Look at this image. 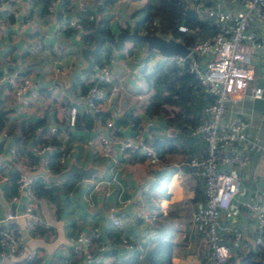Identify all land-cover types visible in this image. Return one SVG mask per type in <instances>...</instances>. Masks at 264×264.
<instances>
[{
  "label": "crops",
  "instance_id": "obj_1",
  "mask_svg": "<svg viewBox=\"0 0 264 264\" xmlns=\"http://www.w3.org/2000/svg\"><path fill=\"white\" fill-rule=\"evenodd\" d=\"M22 1L14 3L17 10L14 16L8 11L7 0H0V76L19 69L32 82L27 91L15 97L10 86L0 81V102L5 111V122L0 126V174L7 177L0 181V218L5 217L10 206L17 212L22 210L23 194L15 205H10L7 198L13 192L18 173L27 171L30 165H35L30 174L37 179L42 177L47 184L45 187L54 182L47 180V175L57 174L73 164L95 172L90 178L79 175L80 179L68 195L61 190L58 196L36 195L38 223L23 228V237L37 250V255L15 264H84L83 251H73L70 241L81 232L93 237L96 252L100 243L113 247L122 237L134 243L132 251L110 248L104 252L105 261L109 263L126 261L134 253L137 255L132 264H204L208 257L207 221L198 216L197 210L206 204L205 178L199 168L190 166L187 161L204 156L207 151L202 136L193 132L195 124L207 118L204 110L207 91L178 70L170 77L177 80L183 75L180 83L185 90L179 95L174 92L169 96L170 102L164 101L161 97L169 92L157 83L156 67L171 63L158 59L159 52L149 51L144 42H125L120 50L103 42L102 56L109 58L105 63L113 77L112 82L103 87V119L93 121L89 128L80 118L78 126L68 123L71 106H76L77 115H91L87 103L78 96L87 88L92 75L93 66L88 57L94 62L96 54L88 51L96 44L95 37L86 42L80 27L68 26L74 7L79 1L84 2L85 10H89L92 20L97 22V33L115 37L118 32L134 26L144 32L139 27L146 14L144 8L152 9L161 0H61L51 13L46 8L47 0H26V8ZM182 1L185 7L198 12L208 27L214 23L204 17L207 8L243 11L240 0ZM99 28L107 30L109 35L101 34ZM250 28L255 36L249 42L247 63L253 77L247 93L251 87L259 86L261 97L246 94L230 100L222 115L225 123L235 118L247 123L246 138L228 148L229 152L245 158L244 164L221 165L222 169L234 171L238 176V193L229 209L222 211L219 217L221 240L231 246L237 264H245L243 257L249 250L253 258L263 259L260 253L256 254L254 245L255 214L244 205L247 201L264 200V23L255 18ZM194 33L201 37L210 32L195 28ZM210 57V54L199 56L200 65L204 67ZM151 102L158 108L152 114L147 112ZM110 119L113 128L105 125ZM40 120L41 126L31 133L25 131L28 123ZM52 125L58 127L56 132H50ZM95 134L122 139L142 136L154 144L160 160L151 162L138 151L122 152L116 142L111 143L110 152L105 154L98 141L86 143ZM51 137L59 141L60 149H69L59 172H52L48 159L39 158L33 151V146ZM96 183L100 186L98 189H94ZM109 206H115L121 214L120 227L110 223ZM8 222L3 220L2 224ZM15 222L21 225L22 219L17 218L12 223ZM94 228L100 230V236L94 235ZM151 231L154 233L147 236ZM235 232L240 233L238 240ZM162 241L171 243V258L153 263L151 253Z\"/></svg>",
  "mask_w": 264,
  "mask_h": 264
},
{
  "label": "built area",
  "instance_id": "obj_2",
  "mask_svg": "<svg viewBox=\"0 0 264 264\" xmlns=\"http://www.w3.org/2000/svg\"><path fill=\"white\" fill-rule=\"evenodd\" d=\"M60 1L47 0V11L51 13ZM7 2L8 11L16 16L17 10L14 8L16 0H7ZM85 9L84 2L79 1L77 7H74V14H71L72 16L68 20L69 27L76 28L78 22L76 13ZM204 11V17L211 20L218 30L215 33L198 37V41L188 46L190 51L185 56L159 53L158 59L181 68L184 67L187 72L199 80L207 93L212 96V100L204 107L207 118L193 128V132L200 134L206 142V154L189 158L187 163L192 167L199 168L205 178L206 204L197 210L198 216L207 221L205 243L208 247V257L204 264H237L231 246L221 240L219 217L222 211L229 209L231 201L238 193V176L234 171L222 169L221 165H231L234 162L239 165L244 164L245 158L229 152L228 148L234 142H240L246 138L247 123L241 118H235L225 123L222 120V115L226 102L230 100L235 101L246 94L256 98L261 97L262 89L259 86L251 87L250 92L247 93L249 82L253 77L252 68L247 61L250 55L249 42L255 36L250 24L255 18L264 23V0H244L241 13L223 10L219 7L207 8ZM89 18L92 19L93 15L90 14ZM147 24L152 30L160 22L154 18ZM177 29L183 33H194V28L183 23L178 24ZM148 32L154 33L153 30ZM207 54H210L211 57L202 67L199 63V56ZM107 60L110 61L109 58ZM112 79V73L107 63L95 64L86 90L78 96L79 100L87 103L94 121L101 120L103 87L110 84ZM0 81L10 86L15 97H20L32 84L30 78L19 69L1 75ZM76 115V106H71L68 114L69 125H74ZM105 125L113 128V121L110 119L106 121ZM40 129L38 128V130ZM57 130L56 125L50 126V132ZM114 138V136L106 137L102 134H95L86 143L93 144L98 141L102 144L103 152L108 154L111 150V143L116 142L122 152L124 150H128L130 153L138 151L149 161L159 162V155L150 140L142 136L132 139ZM53 150L54 146L50 141L33 146L35 155L45 160ZM10 152L14 156V150L12 149ZM68 155L69 149L62 147L58 159L60 164L65 163ZM34 169L35 165H30L27 171L18 173L15 179L16 193L7 198L10 205H15L19 201L20 195L23 194L25 203L19 212L10 206L11 208L9 207L5 212V217L0 218V264H15L22 260H32L37 255V250L30 247L23 237V228H31L38 223V216L35 212L36 195L33 191V184L37 180V176L30 174ZM6 179V176L0 174V181ZM99 187L98 183L94 184V189ZM244 205L255 214L257 234L254 245L264 251V200L247 201L244 202ZM107 217L113 226H121V214L115 206L108 207ZM17 218L22 219L21 225L16 222L12 223ZM3 220H8L10 223L2 224ZM99 232L98 228H94L96 237L100 236ZM150 233L154 232H149L147 236H150ZM239 237L240 233L235 232V239L238 240ZM70 241L73 251H83L84 264H110L109 261H105L104 257V252L110 248L116 247L118 250L126 251L135 249L134 243L126 237H122L113 247L106 243H100L99 252H96L93 247V237L83 232L71 237Z\"/></svg>",
  "mask_w": 264,
  "mask_h": 264
},
{
  "label": "trees",
  "instance_id": "obj_3",
  "mask_svg": "<svg viewBox=\"0 0 264 264\" xmlns=\"http://www.w3.org/2000/svg\"><path fill=\"white\" fill-rule=\"evenodd\" d=\"M240 1L243 2L244 0H240ZM144 10H146V14L141 19V21H140L141 23H139L140 28H145L146 31H152L153 30L154 32H160V30H161V31H163V32H160V33H162V35L165 33H169L171 36H173L175 38H179L180 40H182L187 46H191L193 43L198 41V39L200 37L198 38L196 33L195 34L194 33H183L181 31H179L177 29L178 24L183 23L186 26H188L190 28H194V29L195 28L206 29V30L209 29L210 33H215L218 30V27L215 24H212L208 27L206 24V20L205 21L202 20L199 17L198 12L195 9L185 7V4L182 0H161L160 3L157 6H155L154 8H152V9L144 8ZM76 15L78 17L77 27L81 28V31L83 33V35H82L83 40H85L86 42L87 41L88 42L93 41L94 37L91 34V32H92V30L95 27L97 22L95 20H92L89 18L90 11L89 10H80V11H77ZM154 18H156V20H159L160 25L157 24L151 30L148 26H145L144 22L145 21L149 22L150 20H153ZM146 25H148V24L146 23ZM159 26H161V28L159 29V31H157L156 27H159ZM99 32L103 35H109L108 31L104 30L102 28H99ZM106 60H107V56L106 57L102 56V49L100 48L94 56V63L100 65V64H104L106 62ZM172 65L175 66V68H176L175 70H169V69L166 70L165 68H163V66H157L156 67V71L158 72V78H157L158 82L157 83H159L161 85L166 84V83H167V85H169V82L173 83V81L172 82L170 81V78H173V77H170V76L174 73H177L178 70H180V71L182 70V71H184L185 74L190 76L193 79V81L195 83H197V85L199 87L204 88L200 84L199 80L193 74H190L189 72L185 71L186 69L184 67L180 68L179 66H176L175 64H172ZM181 77H184V76L179 75V78H178L179 81H181ZM179 87H180L179 92L183 93V91L185 90L184 85L182 83H180ZM83 90L85 91L86 88L84 87ZM159 94L161 95V92ZM161 98H162V100L167 101V102L171 101V98L169 97V95L162 96ZM211 100H212V96L206 92V100L204 102V105L207 104L208 102H210ZM153 104H154V102H151L149 104V106L147 107L148 113L152 114V113H155L158 111V108L156 106H154ZM79 118H80V120H82L84 122V126L88 127V128L92 126L93 121H94L92 115H90L89 113H87L85 115H76V119H75V123H74L75 126H78ZM102 119H103V115L101 117V120ZM4 122H5V111H4L2 104L0 102V126L1 127L4 125ZM42 123H43L42 120H40L38 122H34V123H28L26 125L25 131L27 130L28 131L27 133H31L33 131V129H36L37 126H41ZM46 141H50L54 146V150L52 151V153L48 157L49 169L52 172H59L60 169L63 167L62 164L60 165V162L58 160L59 156L61 154L59 141L56 140L54 137H51ZM15 179H14V186H15ZM79 179H80L79 175L72 174V175L66 177L61 183L54 184V182H52V183H49L47 187H45V185H47V184L42 179V177H40L34 182V184H33L34 190L33 191H34V193H36L35 195H37V194L40 195L42 193H50V194H54V195L58 196V194H57L58 190H61L65 195H68L75 188V185ZM13 192L16 193L15 187L13 188ZM13 192L11 194H14ZM155 246H156L155 249L151 253L152 254L151 255V262L156 263V262L163 261V260H170V258H171V243L170 242H168V241L158 242ZM112 250L117 251L118 249H116V247H115ZM132 255L133 256L130 257L129 259H127L126 261L123 259H121L120 261L114 260L110 264H132V261L136 258L137 254L134 255V253H133ZM260 257L264 258V254L260 253ZM244 263L249 264L246 261Z\"/></svg>",
  "mask_w": 264,
  "mask_h": 264
},
{
  "label": "water",
  "instance_id": "obj_4",
  "mask_svg": "<svg viewBox=\"0 0 264 264\" xmlns=\"http://www.w3.org/2000/svg\"><path fill=\"white\" fill-rule=\"evenodd\" d=\"M22 3L23 6L26 8V0H23ZM97 30L98 28L95 27L94 30H92L91 32V34L95 37L96 40V44L94 45V47L88 50L92 54L98 52L103 42L109 43L113 46L115 50H120L124 46L125 42H144L149 51L156 50L162 55L179 54L185 56L190 51L189 47L183 41L178 40L173 36L165 37L157 33L139 32L135 26L131 30H123L118 32L115 37L102 36L97 33ZM88 60L90 62V66H94L93 60H91L89 57ZM115 125H117V121H115ZM94 172L95 170H93L92 168H83L81 166L73 164L57 174L47 175L46 178L47 180L54 182L63 181L66 177L72 174H77L83 176L84 178H90V176ZM243 259L249 264H264V258L255 259L252 257V250H249L243 257Z\"/></svg>",
  "mask_w": 264,
  "mask_h": 264
},
{
  "label": "rangeland",
  "instance_id": "obj_5",
  "mask_svg": "<svg viewBox=\"0 0 264 264\" xmlns=\"http://www.w3.org/2000/svg\"><path fill=\"white\" fill-rule=\"evenodd\" d=\"M147 23V22H146ZM158 25H160V24H158ZM145 26H148L149 28H150V26L149 25H146L145 24ZM144 26V27H145ZM157 28V31H159V29L161 28V26H159V27H156ZM143 29V31L144 32H148V31H146L145 30V28H142ZM160 32H163V31H161L160 30ZM160 32H154V33H157V34H160V35H162V33H160ZM163 68H165L166 70L167 69H169V70H175L176 68H175V66L174 65H172V64H164L163 65ZM174 74H177V73H174ZM179 78V77H178ZM170 81L172 82L173 81V83H170L169 82V85L171 86H169V85H167V83L166 84H162L163 86V90H166V91H168L169 93H168V95L169 96H172V94L174 93V92H177V94L179 95L180 94V90H179V84H180V81H179V79L178 80H175L174 78H170ZM175 82V83H174ZM162 90V91H163ZM258 253H264V251H262L260 248H258L257 247V253L256 254H258ZM256 254H255V256H256ZM237 260H238V258H237Z\"/></svg>",
  "mask_w": 264,
  "mask_h": 264
}]
</instances>
